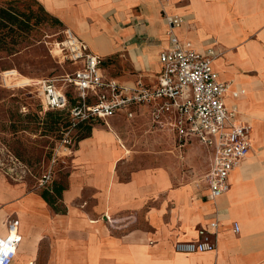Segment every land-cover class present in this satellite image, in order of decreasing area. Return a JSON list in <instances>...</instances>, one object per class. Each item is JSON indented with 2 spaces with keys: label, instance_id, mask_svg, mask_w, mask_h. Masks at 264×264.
<instances>
[{
  "label": "crops",
  "instance_id": "0c3cea01",
  "mask_svg": "<svg viewBox=\"0 0 264 264\" xmlns=\"http://www.w3.org/2000/svg\"><path fill=\"white\" fill-rule=\"evenodd\" d=\"M37 1L103 58L127 51L137 73L114 76L105 59L103 69L128 85L139 76L146 83L156 80L158 54L168 45L161 9L179 15V39L201 52L213 48L218 79L230 83V90H244L225 99L250 125L251 149L231 171L228 190L212 200L203 177L211 153L203 145L206 168L196 184L181 181L171 161L130 170L122 179L129 149L111 122L141 116L177 146L175 136L167 126L152 125L145 105L133 117L121 112L99 121L72 149L63 204H49L0 171V234L8 217L18 220L21 233L11 264H264V0ZM214 220L213 250H174L177 241L197 239L201 227L212 232Z\"/></svg>",
  "mask_w": 264,
  "mask_h": 264
},
{
  "label": "built area",
  "instance_id": "2783aa9c",
  "mask_svg": "<svg viewBox=\"0 0 264 264\" xmlns=\"http://www.w3.org/2000/svg\"><path fill=\"white\" fill-rule=\"evenodd\" d=\"M179 15H165L168 45L158 54L159 71L156 80L146 83L139 76L134 84L119 82L103 69L104 58L93 52L71 29L63 28L54 43L61 66L68 65L56 76L26 77L15 81L14 68L2 71V84L7 88H31L45 110H66L73 125L79 122L107 123L117 113L133 117L141 105L149 108L153 126L171 128L178 146L195 139L211 153L208 170L203 177L208 197L216 199L229 188L231 171L251 149L250 125L237 118L236 104H227L228 92L234 98L244 92L230 90V83L220 81L213 67L217 52L207 48L196 50L190 41L180 40L175 32ZM50 171L40 179V185L50 179ZM111 222V219L105 215ZM6 232L0 234V264H11L21 242L18 220H5ZM198 230L195 240L177 241L174 250L184 253L203 252L215 248L214 220ZM238 232L239 225L233 223Z\"/></svg>",
  "mask_w": 264,
  "mask_h": 264
},
{
  "label": "rangeland",
  "instance_id": "374dc122",
  "mask_svg": "<svg viewBox=\"0 0 264 264\" xmlns=\"http://www.w3.org/2000/svg\"><path fill=\"white\" fill-rule=\"evenodd\" d=\"M0 8L17 15L13 22L5 20L0 24V171L28 190L51 192L55 184L66 186L73 147L89 133L87 126L91 128L99 122L75 126L66 111L42 108L31 88L3 86L2 71L7 69L14 68L23 77H51L69 66H61L53 55L54 43L65 26L50 17L37 0H0ZM22 12L30 15L29 26L21 23L25 18ZM165 15L161 9L164 21ZM140 23L147 24L144 20ZM104 59L105 70L114 76L130 78L137 73L127 51L104 55ZM151 68L155 69V65ZM111 123L129 149L120 178H126L130 170L171 161L181 181L196 184L202 179L207 160L204 148L196 140H189L181 148L175 146L173 136L153 128L141 116ZM49 171L50 179L40 185L41 177ZM61 204L60 193L55 205Z\"/></svg>",
  "mask_w": 264,
  "mask_h": 264
},
{
  "label": "trees",
  "instance_id": "16d2710c",
  "mask_svg": "<svg viewBox=\"0 0 264 264\" xmlns=\"http://www.w3.org/2000/svg\"><path fill=\"white\" fill-rule=\"evenodd\" d=\"M21 16L25 17L24 19H22V22L25 26H29L30 25V15L26 14L24 12L21 13ZM17 17V15L15 13L10 12L7 9H1L0 8V24H3V21H10L13 22V19L15 20ZM50 17H52L54 20H56L57 22H60L59 19L53 15L50 14ZM61 23V22H60ZM61 111H66V110H61ZM67 112V111H66ZM68 114V112H67ZM80 124H89L88 122H79L76 125H80ZM87 130L90 131V126H87ZM86 135V134H85ZM84 136V135H83ZM82 137V136H81ZM65 186H63L62 184H55L52 188H51V192L48 189H44L41 192V195L43 196V198L51 205L55 204V198L58 197L62 191V189Z\"/></svg>",
  "mask_w": 264,
  "mask_h": 264
},
{
  "label": "bare ground",
  "instance_id": "6f19581e",
  "mask_svg": "<svg viewBox=\"0 0 264 264\" xmlns=\"http://www.w3.org/2000/svg\"><path fill=\"white\" fill-rule=\"evenodd\" d=\"M54 49V48H53ZM15 80H16V83L19 84L23 81H26L27 78L26 77H23L19 72L18 70L15 72V76H14Z\"/></svg>",
  "mask_w": 264,
  "mask_h": 264
}]
</instances>
